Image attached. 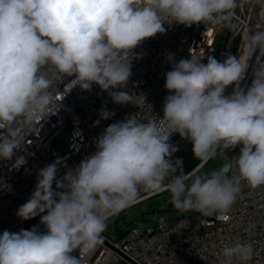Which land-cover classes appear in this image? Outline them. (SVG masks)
<instances>
[{
	"label": "clouds",
	"instance_id": "1",
	"mask_svg": "<svg viewBox=\"0 0 264 264\" xmlns=\"http://www.w3.org/2000/svg\"><path fill=\"white\" fill-rule=\"evenodd\" d=\"M247 0H0V159L10 160L28 134L60 108L55 85L90 90L123 89L131 73L133 49L163 34L164 24L227 22ZM264 2V0H258ZM264 22V16L261 17ZM245 23L248 54L219 62L202 55L181 59L166 73L162 118L140 119L136 113L107 126L95 139L96 151L59 175L63 161L39 170L35 189L16 215L24 221L40 216L45 226L5 230L0 235V264H86L103 244L107 221L135 202L141 190L171 195L179 212L227 219L244 183L264 188V27ZM258 51L251 86L239 87ZM174 61L173 54L167 56ZM235 84L232 95L227 86ZM113 102L136 103L127 91H109ZM101 119L114 113L101 109ZM146 121V122H145ZM96 123H99L97 121ZM192 142L198 160L226 155L240 146L218 170L200 175L183 171L170 137ZM23 158H17L19 167ZM55 184V188L53 185ZM42 214V215H41ZM201 223L206 221L201 219ZM79 253L75 255L74 253ZM250 242L225 244L217 264H249Z\"/></svg>",
	"mask_w": 264,
	"mask_h": 264
},
{
	"label": "built area",
	"instance_id": "2",
	"mask_svg": "<svg viewBox=\"0 0 264 264\" xmlns=\"http://www.w3.org/2000/svg\"><path fill=\"white\" fill-rule=\"evenodd\" d=\"M235 16L238 19L234 18L232 23L238 25L239 34L226 28L219 62L229 56L239 60L240 53L243 51L244 54L248 50L243 39L246 27L242 22H246L250 30L264 27L261 21L264 2L247 0L241 8L236 9ZM221 26L223 22L212 21L208 24H193L191 27L166 23L165 33H157L133 49L132 75L127 86L109 91L141 95L136 97L139 107L113 102L109 91L102 90L96 84L90 90H82L79 85L68 90L71 87L68 83L74 77H66L61 84L58 82L54 87L57 98L63 97L59 101L60 108L39 123L37 133L27 135L25 144L14 152L10 160L0 159V235L5 230L17 233L24 226L27 220H20L16 212L34 191L40 169L59 159L63 164L58 166V174L64 175L96 151L94 141L107 126L123 121L129 114L136 113L143 120L162 118L164 99L173 94L164 87L166 73L172 70L175 62L191 59L193 54L202 55L200 62L206 64ZM238 39V51L233 53V43ZM169 54L174 56L171 63L167 60ZM258 55L257 51L247 60L249 67L239 82L242 90L246 91L251 86ZM261 59L264 60V57ZM101 109H107L114 115L106 120L101 119ZM67 127H70L67 139L69 158H65L53 145ZM177 136L179 133H174L169 142ZM190 143L187 140V144ZM227 153L230 161L232 157L239 156L240 146ZM17 158H23V162L19 167H14ZM165 192H152L114 213L109 219ZM213 216L215 225H208V217H201L200 213L172 222L171 214L163 212L154 226L134 228L118 240L103 234V244L87 257L86 264H217V256L223 245H231L237 240L252 243L254 255L249 264H264V188L251 189L244 183L236 203L227 213V219ZM201 219L206 222L201 223ZM38 230L43 232L46 229L44 226ZM74 254L79 255L78 252Z\"/></svg>",
	"mask_w": 264,
	"mask_h": 264
},
{
	"label": "rangeland",
	"instance_id": "3",
	"mask_svg": "<svg viewBox=\"0 0 264 264\" xmlns=\"http://www.w3.org/2000/svg\"><path fill=\"white\" fill-rule=\"evenodd\" d=\"M226 23L227 22H223V26H221L217 30V37L215 40V44L213 45L212 51L209 53L208 57L212 56L217 60L219 59V55H220V52H221V49L224 43V35L226 33V27H225ZM239 41H240L239 39L234 41L233 46H232L233 53H236L238 51ZM232 85L235 90L236 85L235 84H232ZM69 131H70V127H67L54 140V143H53L55 149L59 151L65 158L70 157V150L67 144V139L69 137ZM170 144L173 147H176L178 149L173 154L172 159L175 160L179 158L182 160L183 171L185 172V174L189 172L190 173L194 172L199 166L204 165V163H206L205 160H202L201 163L197 167L194 168V165L196 164L198 159L193 154L192 142L190 144H187V139L181 138L180 135L177 136L174 140H172ZM228 161L229 159H228L227 153L226 155H223V156H217L213 158L207 165H205L202 169H200L195 174L203 175L211 171L218 170L224 163ZM152 192L153 191L141 190L138 199ZM170 203H171V195L167 191L141 204L125 209L107 221L108 227H107V230L103 234L112 240H118L122 238L123 236H125L129 231H131L134 228H137V227L145 228V227L154 226L156 224L157 218L163 212H167L171 214L172 222H176L177 220L181 218L191 217V216L198 214L197 212H190V213L189 212H179L174 207L170 208L169 207ZM34 226H38V225L35 224Z\"/></svg>",
	"mask_w": 264,
	"mask_h": 264
},
{
	"label": "bare ground",
	"instance_id": "4",
	"mask_svg": "<svg viewBox=\"0 0 264 264\" xmlns=\"http://www.w3.org/2000/svg\"><path fill=\"white\" fill-rule=\"evenodd\" d=\"M247 54H248V50H246L245 52H244V54H243V51L240 53V58L243 60L244 58H246V56H247ZM242 87V86H241ZM240 87V88H241ZM243 88V87H242ZM233 90H234V88H233V85H229V86H227V88H226V90H225V95L226 96H230L232 93H233ZM208 161V160H207ZM207 161H205V162H207ZM204 165H205V163H204ZM204 165H201V166H199L194 172H192V173H197ZM208 225H215V216H211V217H208Z\"/></svg>",
	"mask_w": 264,
	"mask_h": 264
},
{
	"label": "water",
	"instance_id": "5",
	"mask_svg": "<svg viewBox=\"0 0 264 264\" xmlns=\"http://www.w3.org/2000/svg\"><path fill=\"white\" fill-rule=\"evenodd\" d=\"M206 164V163H205ZM194 174V173H193ZM150 197H153V196H150ZM150 197H148V198H150ZM132 205H134V204H132ZM169 207L170 208H173V206H172V204L170 203L169 204ZM42 215V214H41ZM40 220V216H36V217H34V218H32V219H30V220H27L25 223H24V226L21 228V229H30V228H32L38 221ZM20 229V230H21ZM19 230V231H20ZM18 231V232H19ZM17 232V233H18Z\"/></svg>",
	"mask_w": 264,
	"mask_h": 264
},
{
	"label": "trees",
	"instance_id": "6",
	"mask_svg": "<svg viewBox=\"0 0 264 264\" xmlns=\"http://www.w3.org/2000/svg\"><path fill=\"white\" fill-rule=\"evenodd\" d=\"M227 155H228V153H227ZM212 159H213V158H212ZM212 159H209V160L206 162L205 165H207ZM201 161H202V160H198V161L196 162V164L194 165V168L197 167V166L201 163ZM205 165H204V166H205ZM204 166H203V167H204ZM203 167H202V168H203ZM202 168H201V169H202ZM144 202H145V201H144ZM142 203H143V202H142ZM140 204H141V203H140ZM137 205H138V204H137ZM36 225H38L37 227H39V228H42V227L44 226L43 224L40 223V220L36 223Z\"/></svg>",
	"mask_w": 264,
	"mask_h": 264
}]
</instances>
